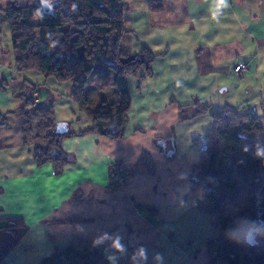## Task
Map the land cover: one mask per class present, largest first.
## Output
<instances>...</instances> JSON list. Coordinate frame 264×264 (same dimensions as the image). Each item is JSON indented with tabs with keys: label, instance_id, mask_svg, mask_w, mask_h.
<instances>
[{
	"label": "crops",
	"instance_id": "0c3cea01",
	"mask_svg": "<svg viewBox=\"0 0 264 264\" xmlns=\"http://www.w3.org/2000/svg\"><path fill=\"white\" fill-rule=\"evenodd\" d=\"M125 1L124 26L132 33L123 36L122 51L131 57L148 48L157 56L151 77L141 83L127 79L130 108L118 140L82 133L92 124L69 97L72 85L67 95L55 91L42 101L29 71L16 70L11 38L1 39L6 24L1 26L0 113L6 124L0 126V221L20 225L0 230V264H39L63 248L99 249L103 264H208L205 243L214 236L212 219L201 210L206 199L190 176L212 127L211 115L234 105L222 99L231 90L234 66L248 64L237 87L252 81L262 86L264 0ZM15 2L25 0H0V9ZM151 2L160 10L152 12ZM100 93L105 92L86 87L91 108ZM19 95L37 105L60 103V121L68 124L69 134L59 148L71 161L59 172L53 163L37 165L40 136L27 137L21 111L30 106ZM194 101L204 108L201 113L189 108ZM34 117L31 130L43 128ZM161 140L165 149L157 145ZM171 150L175 154L166 157ZM144 153L150 169L138 165ZM113 166L131 172L125 186L114 191L108 189ZM117 238L123 250L113 247ZM141 248L146 259L136 255Z\"/></svg>",
	"mask_w": 264,
	"mask_h": 264
},
{
	"label": "trees",
	"instance_id": "16d2710c",
	"mask_svg": "<svg viewBox=\"0 0 264 264\" xmlns=\"http://www.w3.org/2000/svg\"><path fill=\"white\" fill-rule=\"evenodd\" d=\"M39 1L15 2L0 9V33L1 26L6 24L16 70L37 71L45 78L71 82L69 97L86 113L92 124L82 133L94 132L109 140L121 139L130 108L127 79L136 78L141 83L145 77H151V64L157 56L148 48L131 57L122 51L123 36L132 33L124 26V14L128 7L126 1L51 0L59 2L51 13L43 11ZM149 7L152 12L160 10V5L154 2ZM141 71L144 76L140 75ZM87 86L105 92L98 95L95 108L90 107ZM36 89L34 86L32 91ZM108 89L115 91L114 101H111ZM21 97L24 99L26 95H19ZM189 108H195L197 113L204 110L195 101ZM53 115L52 105H37L31 113L21 111L24 127L31 123L32 116L47 122L51 141L46 148L41 144L35 146L34 159L39 166L53 163L59 172L71 161L59 148L60 141L69 131L55 134ZM211 118L212 127L200 161L193 167L190 176L192 187L201 188L206 199L201 210L212 219L214 236L205 243L207 262L264 264V236L260 242L259 235L256 236L255 246L243 242L245 230H257L259 234L264 230L263 124L255 111L241 113L227 104ZM5 124L6 119L0 113V126ZM138 165L150 169V156L144 153ZM130 176L131 172L113 166L108 171V189L114 191L124 187ZM230 205L238 206V211L224 215ZM19 225V220L0 221V230L14 229ZM103 263L99 249L78 252L72 248L57 249L39 262Z\"/></svg>",
	"mask_w": 264,
	"mask_h": 264
},
{
	"label": "rangeland",
	"instance_id": "374dc122",
	"mask_svg": "<svg viewBox=\"0 0 264 264\" xmlns=\"http://www.w3.org/2000/svg\"><path fill=\"white\" fill-rule=\"evenodd\" d=\"M126 16L129 17V13ZM3 30L6 37L2 35L1 39L3 41H6L7 38L10 41L8 26L4 25ZM232 71L233 70H231V73L229 74L231 78H228V87H230L231 90L229 91V93L224 95L222 99L234 103L233 106L241 113L253 112L254 110L255 113L259 116L260 122L263 124V131L261 133V136L264 139V80H260L262 86L259 83L252 81L250 82V84H242L239 88L236 85H240V81L242 79H240V77L235 76ZM27 76H28L27 78L30 79V81L34 80L33 83L38 84L39 88H41L40 93H41L42 101L48 99L50 95L55 96V91L56 92L58 91L62 95H67L69 93L68 92L69 87L72 85L71 82H58L53 78H45L42 74L36 71H29ZM108 91L111 92V89H108ZM24 102H27V104L30 106V111H29L30 113L32 112L33 108L37 106L36 101L33 100L32 98L26 97L24 98ZM70 104L71 106H75L74 103L72 102ZM51 105L54 111L53 119L55 120V123L64 122V121H60L64 115L63 110L60 109V103L54 102L51 103ZM69 110H70L69 107H65V111L67 113ZM34 118L36 119L34 123L35 125H37L36 122L38 121V118L37 117ZM40 121L42 122V120ZM46 123L47 122L45 121L44 123L42 122L41 126L43 128L39 130L35 128H33L35 130H31L29 126L30 124L26 125L27 127H24L27 137H30L31 139H34V137H36V133L37 134L39 133L38 135L40 137L39 140L37 141H39L42 146L44 145L43 146L44 148H46V144L49 141H51L50 140L51 137H48L49 130L46 127ZM262 151L264 153V149H262ZM237 211H238V206L230 205L226 208L224 215L235 214ZM244 234H247V230L244 231ZM263 236H264V230H261L258 236L259 242L262 240Z\"/></svg>",
	"mask_w": 264,
	"mask_h": 264
},
{
	"label": "water",
	"instance_id": "95a60500",
	"mask_svg": "<svg viewBox=\"0 0 264 264\" xmlns=\"http://www.w3.org/2000/svg\"><path fill=\"white\" fill-rule=\"evenodd\" d=\"M39 3L41 5L43 11H48V13H51L52 8L55 5H57L59 2L58 1H51V0H46V2H45V0H40ZM226 91H227V88H220V90H219L220 93L226 92ZM67 132H68V124L66 122L55 123V125H54V133L55 134H65ZM157 145L160 146L161 148L165 149V142L163 140L158 141ZM174 154H175L174 150H171V151H168L165 153L166 157H171ZM249 232H251L255 235V233H257V230L249 229L247 233H249Z\"/></svg>",
	"mask_w": 264,
	"mask_h": 264
},
{
	"label": "clouds",
	"instance_id": "9594fccd",
	"mask_svg": "<svg viewBox=\"0 0 264 264\" xmlns=\"http://www.w3.org/2000/svg\"><path fill=\"white\" fill-rule=\"evenodd\" d=\"M39 14V13H38ZM256 155H259V153H256ZM259 235V233H256L255 235L251 232L247 233L244 235L243 237V242L246 243L249 246H255V244L257 243L256 240V236ZM101 240H105L108 239L107 236H101L100 237ZM100 241L97 240L94 243H99ZM113 247H115L118 250H123L122 249V245L119 243V239L117 238L116 240L113 241ZM139 257L146 259V250H144L143 248L139 249L137 254ZM156 259L158 260H162L163 258L159 256V254H157Z\"/></svg>",
	"mask_w": 264,
	"mask_h": 264
},
{
	"label": "built area",
	"instance_id": "2783aa9c",
	"mask_svg": "<svg viewBox=\"0 0 264 264\" xmlns=\"http://www.w3.org/2000/svg\"><path fill=\"white\" fill-rule=\"evenodd\" d=\"M246 70H248V64L245 62H240L233 68V74L237 77H240Z\"/></svg>",
	"mask_w": 264,
	"mask_h": 264
},
{
	"label": "snow or ice",
	"instance_id": "6c2138e0",
	"mask_svg": "<svg viewBox=\"0 0 264 264\" xmlns=\"http://www.w3.org/2000/svg\"><path fill=\"white\" fill-rule=\"evenodd\" d=\"M45 2H46V0H45Z\"/></svg>",
	"mask_w": 264,
	"mask_h": 264
}]
</instances>
